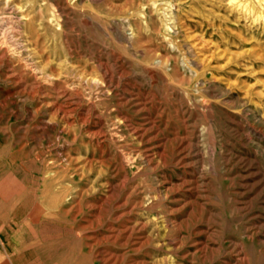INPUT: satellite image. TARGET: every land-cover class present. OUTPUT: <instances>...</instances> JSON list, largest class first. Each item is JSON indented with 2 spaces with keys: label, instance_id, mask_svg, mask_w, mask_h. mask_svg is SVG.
Returning a JSON list of instances; mask_svg holds the SVG:
<instances>
[{
  "label": "rangeland",
  "instance_id": "1",
  "mask_svg": "<svg viewBox=\"0 0 264 264\" xmlns=\"http://www.w3.org/2000/svg\"><path fill=\"white\" fill-rule=\"evenodd\" d=\"M263 3L1 1L0 254L264 264Z\"/></svg>",
  "mask_w": 264,
  "mask_h": 264
},
{
  "label": "bare ground",
  "instance_id": "2",
  "mask_svg": "<svg viewBox=\"0 0 264 264\" xmlns=\"http://www.w3.org/2000/svg\"><path fill=\"white\" fill-rule=\"evenodd\" d=\"M2 2H3V4H4V7H6V6H8L9 5V2H10V0H1ZM0 1V2H1ZM264 4V3H263ZM243 5H245V3L243 4ZM243 7V6H242ZM18 8V7H17ZM11 10V9H10ZM19 10V9H18ZM246 11V10H245ZM250 11V10H249ZM22 12V11H21ZM251 12H252V10H251ZM256 12V11H255ZM258 12V11H257ZM249 13V12H248ZM41 14V13H40ZM252 14V13H251ZM250 14V15H251ZM256 14V13H255ZM254 17H256V16H254ZM59 19V18H58ZM257 19V18H256ZM3 22V21H2ZM24 23H22V25H23ZM12 25V24H11ZM1 27V26H0ZM2 28V27H1ZM14 29V28H13ZM21 30V29H20ZM7 32V31H6ZM9 32V31H8ZM20 34V33H19ZM23 34V33H22ZM35 34V33H34ZM24 35V34H23ZM16 39V38H15ZM9 41V40H8ZM26 41V40H25ZM18 44V43H17ZM19 45V44H18ZM11 49V48H10ZM28 50V49H27ZM30 50V49H29ZM31 51V50H30ZM13 52V51H12ZM17 57H18V55H17ZM27 58V57H26ZM25 58V59H26ZM36 59V58H35ZM7 62V61H6ZM5 62V63H6ZM25 62V61H24ZM27 62V61H26ZM100 62V61H99ZM11 63V62H10ZM38 63V62H37ZM31 64V63H30ZM40 64V63H39ZM42 65V64H41ZM31 66H33V65H31ZM11 69H12V67H11ZM10 69V70H11ZM28 69V68H27ZM16 70V69H15ZM104 70V69H103ZM35 72V71H34ZM4 73H5V71H4ZM7 73V72H6ZM33 74V73H32ZM31 75V74H30ZM29 75V76H30ZM50 77V76H49ZM32 78V77H31ZM34 78V77H33ZM17 80H18V78H17ZM35 80V79H34ZM93 80V79H92ZM96 80V79H95ZM22 81V80H21ZM16 82V81H15ZM91 83V82H90ZM93 83V82H92ZM95 83H96V81H95ZM97 83H99V82H97ZM103 86V85H102ZM7 92V91H6ZM31 92V91H30ZM136 94V93H135ZM68 95V94H67ZM140 98V97H139ZM2 101V100H1ZM135 101V100H134ZM73 102V101H72ZM136 102H138V101H136ZM133 103V102H132ZM154 109V108H153ZM151 110V109H150ZM67 111V110H66ZM120 113V112H119ZM123 115V114H122ZM120 116V115H119ZM160 116V115H159ZM142 117V116H141ZM120 119V118H119ZM118 120V119H117ZM124 120V119H123ZM140 124V123H139ZM126 125H127V123H126ZM42 131V130H41ZM130 131H131V129H130ZM59 132V131H58ZM114 133V132H113ZM141 133V132H140ZM44 134H45V132H44ZM119 138H121V137H119ZM138 140V139H137ZM194 145V144H193ZM127 153V152H126ZM139 157H140V154L138 155ZM146 156V155H145ZM144 156V157H145ZM150 157V156H149ZM146 158V157H145ZM162 158V157H161ZM149 159V158H148ZM56 160V159H55ZM131 160H132V158H131ZM124 161V160H123ZM132 166V165H131ZM196 185V184H195ZM15 186V185H14ZM13 223V222H12ZM12 230V229H11ZM15 231V230H14ZM212 234V233H211ZM36 241V240H35ZM26 246V245H25ZM213 247V246H212ZM209 248V247H208ZM26 249V248H25ZM237 249V248H236ZM236 251V250H235ZM29 252V251H28ZM216 253V252H215ZM18 256H17V252L15 251V248H14V250H12V251H10V252H8L7 251V253L6 254H0V264H16L17 263V261H18ZM36 258V257H35ZM241 258V257H240ZM28 260V259H27Z\"/></svg>",
  "mask_w": 264,
  "mask_h": 264
}]
</instances>
